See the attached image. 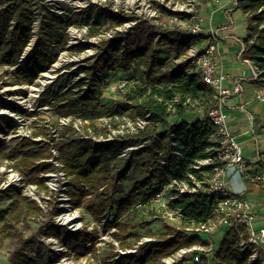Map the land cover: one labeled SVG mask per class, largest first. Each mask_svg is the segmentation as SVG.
<instances>
[{"label": "trees", "instance_id": "obj_1", "mask_svg": "<svg viewBox=\"0 0 264 264\" xmlns=\"http://www.w3.org/2000/svg\"><path fill=\"white\" fill-rule=\"evenodd\" d=\"M241 10L247 15L248 27L247 36L243 43L245 50L242 53L244 60H249L260 73L259 84H264V0H242ZM91 16L85 20L80 14L74 13L71 16L60 15L48 9L43 10L42 26L47 32L46 37H38L33 49L22 59L24 53L34 38L32 26L38 18L30 9L28 0H0V65L18 66V75L29 82L36 81L42 68L51 65L55 55L51 57V46L54 37L64 27L66 23L70 25H86L89 28V36L96 37L101 34L103 27L107 30L122 27L127 20L136 21V24L126 32H116L112 38L100 43V51L94 56L93 62L89 66L79 68V73L84 74L82 82L77 85L81 89L74 93L69 90L62 98L56 96L53 107L58 108L66 116L76 113L80 107L84 108L92 102L100 103L102 86L113 73L122 70L130 72L136 62H141L144 72L151 76L157 69H162L167 65V59L163 58L162 51L157 50V46L173 45V52L176 58H180L187 49L189 43L186 41L187 33L184 31H170L165 33L156 43V27L148 20L137 19V17H126L122 13H112L99 5H92ZM70 40L69 33L62 35L60 41L54 46L68 50ZM55 48V49H56ZM86 50L85 46H79L78 52ZM186 63H182L172 71L174 73H159L155 78L156 82H161L165 78L173 81L170 87L153 86L150 89H140L136 97L126 98L118 101L115 107L124 113H134L135 115L146 117L150 114L154 123H170L175 125L170 132L158 130L154 126H149L145 131H140L136 136L144 140L152 138L150 144L134 149L128 158L120 157L123 150L135 145L133 137L126 135V140L115 139L113 141L94 145L92 138L80 139L77 130L73 125L65 126L58 132V139H52L49 127L36 125V131L32 137H24L15 143L14 148L8 155H5L6 143L0 139V157L9 160H19L14 165L27 178L31 185H35L41 191H48L46 175L57 169L51 159L62 164L64 171L72 180L67 191L71 197L72 206H81L85 199L94 197L89 205L90 214L97 219L103 220L109 210L114 205L118 207L117 218L123 212V203L114 198L117 186L126 178L129 168L134 162L145 155L150 159L144 163L145 178L134 184L132 195L136 197L143 192L151 194L158 190V187L165 185L173 176L186 181V174L189 168L198 160H203L212 155L208 150L212 143L206 141V130L201 131L200 123L189 124L186 122L184 114L187 111L188 97L200 103L202 107L209 110L213 103L212 90L199 82L195 75H187L184 72ZM167 72V71H166ZM62 81L60 76L56 83L49 86L44 92V97L54 96L53 88ZM88 81V86L84 83ZM84 86H87L84 89ZM59 92L64 88L60 87ZM178 97L180 104H172L173 99ZM170 106L175 108L172 111ZM175 116L173 120L170 117ZM8 131L12 130L8 126ZM95 134H102L107 138L108 127L100 129L94 127ZM157 135L156 138L153 136ZM38 140V138H40ZM121 140V141H119ZM124 140V141H123ZM174 142L176 149L182 153V159L178 157L171 159V165L162 164L158 157V151L166 150L168 144ZM52 150L59 152L55 157ZM22 151V152H21ZM177 167L178 173H174L173 166ZM119 168L122 170L118 171ZM214 166L204 167V172L213 173ZM194 174L197 171L192 170ZM103 188V189H102ZM102 189V191H101ZM4 198L12 199L8 219L0 213V223L3 222L0 234L4 239L9 240V245L14 248L10 264H43V255L46 250L44 243L36 237L25 239V232L32 230V219L44 215L43 209L36 201L23 196L14 188L2 192ZM15 196V197H13ZM212 202V195L199 190L195 194H184L179 199L174 200L171 206L182 210V225H189L191 221L199 223L207 216ZM58 207H55L50 216L59 215ZM109 227L115 225L109 223ZM119 223L116 225L118 226ZM166 227V235L163 241H150L140 247V256L128 257L126 255L117 264H160L161 261L173 255L179 249L191 244L201 242L196 237H189L182 229ZM65 229L61 227L58 231L56 226L49 227L46 234L63 239L69 249L87 252L86 243L90 235L86 232H79L76 236H65ZM125 234V232H122ZM116 239H121V234H115ZM121 249H132L133 246L122 243ZM249 251L236 252L234 243L225 241L222 250L217 254V258L222 264H248Z\"/></svg>", "mask_w": 264, "mask_h": 264}, {"label": "rangeland", "instance_id": "obj_2", "mask_svg": "<svg viewBox=\"0 0 264 264\" xmlns=\"http://www.w3.org/2000/svg\"><path fill=\"white\" fill-rule=\"evenodd\" d=\"M28 2L38 21L32 26L34 38L24 55H27L34 48L38 37L45 38L47 35L43 28L44 26H42L44 9L68 16L78 13L87 20L92 15V5H99L112 13H122L126 17L135 16L137 19L148 20L155 27L158 24L159 26L157 27L159 29H166L165 33L177 31L178 29L187 31L180 27H182V23H187V26L190 24L181 18L182 13L175 11L178 6L181 7V4L185 3V0H28ZM233 8L235 9V7ZM236 12L233 24L238 29L236 35L243 38L246 36L245 24H247L248 18L240 9H237ZM201 16L205 20L203 24L205 28L209 25V21L203 11ZM130 20H127L122 27L117 29L107 30L108 26L103 27L101 34L96 37L89 36L90 27L86 25H70L66 23L60 32L55 35L53 45L50 47L51 51H53L51 57L55 55V59L51 65L42 68L39 78L34 82H29L18 75V66L8 67L0 65V139L6 143L5 155L11 152L17 141L24 137H32L37 129L36 125L49 127L51 138L55 140L58 139V132L63 127L73 125L80 139L94 138L99 141L111 139L113 141L117 138L126 140V135H132L130 137L134 138L135 145L143 144L145 140L142 138L138 139L137 134H135L138 130L135 124L136 120L143 118L132 112H120L115 107V104L126 98L136 97L140 89H150L153 86L165 88L174 84L168 78L161 82H156L155 80V78L159 77V73L172 74L174 72L170 68L175 69L178 67L179 58L175 57L171 47L173 45L156 47L159 49L158 51L162 50L165 53H169L172 58L167 59V65L162 69H157L151 76L145 74V68L141 62L134 63L131 71L127 74L113 73L102 86L100 103H89L84 108H78L76 113L70 116H66L58 108L53 107L56 96L65 98L64 95L69 90L77 93L81 89L77 84L82 82L84 74L79 73V68L89 66L93 62L92 58L100 51L101 42L112 38L116 32L128 31L129 28L136 24V21ZM65 33L70 35L69 49L63 51L62 48L54 46ZM208 34L209 30L207 28L205 35ZM197 40V37L194 38L195 43L198 42ZM82 45L86 47V50L78 52V47ZM240 64L242 68L246 69L245 78H247V76H250L251 70L242 61ZM60 76H62V81L53 88L52 94L54 96L44 97L42 95L43 92L56 83ZM87 82L85 81L84 83L88 86ZM87 86H84V89ZM60 87L64 88L63 92H59ZM187 105L189 106L184 114L185 119L193 121L197 117L206 114V109L200 103L192 100L191 97H188ZM237 110L230 111V116H228L230 125L237 124L234 122L236 120L239 122L237 118L233 117L234 119H232L231 116V113L234 115ZM174 117L172 116L170 119L173 120ZM242 118L247 120L245 115ZM65 119H69V123L66 122V125L62 122ZM8 126L12 127L11 131H8ZM94 127L99 132L100 129L108 127L109 134L107 138L102 134L96 135ZM237 134L239 133L237 132ZM246 138V136L241 137L244 155L248 159L254 160L256 157L255 151L258 149H256V142L254 139L248 142V140H245ZM40 139L41 137L38 138V140ZM52 152L55 157L59 156L58 151L52 150ZM4 154L0 157V213L4 215L5 220L8 219L13 200L4 198L2 192H6L10 188H14L23 196L36 201L43 209L44 215L32 219V230L24 234L25 239L36 237L38 241L44 243L46 250L43 255V264H64L65 262L69 264H117L116 260L118 258L123 261L126 256L124 254L131 258L133 256L138 258L142 244L156 240L163 241L167 231L165 225L175 229H182L185 234L183 227H179L180 224L177 221L172 222L161 213L157 214V212L152 211L129 212L137 198L134 194L132 195L134 184L145 178L143 165L150 159L149 155L142 156L134 162L133 166L129 168L126 178L117 186V192L113 193L115 200L123 203L124 213L117 218L109 210L107 212H110L108 214V222L115 223L114 226L109 227L106 218L100 220L90 214L89 205L94 197H88L79 207L69 204L68 197L70 196L67 191L72 177L66 174L62 164L59 163L61 166H57L54 162L57 169L46 175L48 191H41L37 186L29 184L21 171L15 168L14 165L19 158L11 161L4 158ZM50 161L52 162L53 159ZM172 168L175 174L178 173L175 165ZM63 173L66 174V177L63 176ZM18 177L22 178L20 182L16 179ZM249 198L257 204L264 203V193L262 191L258 196L250 195ZM55 207H58L59 215L51 217L50 213ZM261 211L262 216H264V210ZM105 217H107V214ZM69 218L70 221L67 220ZM118 223L119 225L116 226ZM2 225L3 222L0 223V230ZM53 225L56 226L58 231L63 227L66 231L65 236L68 237L76 236L81 231L88 233L90 237L86 243L87 252L69 249L63 239L47 235L46 231ZM262 225L264 226V223ZM122 232H125V234H122ZM117 233L121 234L120 240L115 237ZM226 236V228L215 234L216 248H220L222 240ZM201 238L208 239L209 236L202 234ZM122 243L130 244L133 248L121 249L120 245ZM9 244V240L4 239L0 234V264H10V259L15 249ZM186 260H189V257Z\"/></svg>", "mask_w": 264, "mask_h": 264}, {"label": "built area", "instance_id": "obj_3", "mask_svg": "<svg viewBox=\"0 0 264 264\" xmlns=\"http://www.w3.org/2000/svg\"><path fill=\"white\" fill-rule=\"evenodd\" d=\"M232 2L235 7L234 11L241 9L242 0H232ZM181 5L175 11L182 13L181 18L190 23L189 26L187 23H182V27H180L187 30L184 32L187 33L186 41L189 43V48L181 55L177 65L186 63L184 72L187 75H195L199 82L211 89L213 93V103L206 114L193 121L186 120V122L189 124L199 122L202 126L201 131L206 130L205 140L212 143V147L208 150V152H212V155L191 165L190 171L186 174V181L173 176L165 185L158 187V190L151 194L143 192L135 199L129 212L161 213L170 221H177L180 224L179 227H183L185 235L202 240L179 249L173 255L164 258L160 264H222V261L217 258V254L222 250L225 241L234 243L236 252L241 253L248 250V264H264V226L262 225L264 216L261 211L264 210V203L257 204L249 198L250 184L264 193V163L260 159L249 160L245 157L241 143L228 125V110H230L228 100L244 93V79L234 78L229 81V75L224 70L225 64L220 52L223 41L222 29L211 27L203 41L195 43L194 38L198 34L206 32L203 26L205 20L201 16L196 0H185V3ZM229 21V25H232L231 18ZM157 26L159 25L157 24ZM165 32L166 29L157 27L155 42ZM157 50L159 49L157 48ZM244 50L243 43L240 59L252 70V79L258 81L260 73L249 60L242 58ZM256 99L264 102V89L258 90ZM172 104H180V99L175 97ZM170 108L175 112L173 106ZM241 109L245 111L243 106ZM150 116L147 114L146 117H142L143 119L136 120L135 124L138 130L135 134L145 131L149 126H154L160 131L166 130L169 133L175 125L174 122L154 123ZM62 122L66 125L69 123V119ZM156 137L157 135L153 136V138ZM109 140L111 141V139H104V141L94 139V145L109 142ZM152 140L149 138L143 144L126 148L121 152L120 157L128 158L132 150L150 144ZM258 154L260 157V153ZM158 157L162 164L170 166L172 158L182 159V153L176 149L174 142H170L166 150L158 151ZM52 162L61 166L54 159ZM208 166H214L213 173L203 171V168ZM120 170L122 168L118 169V171ZM192 170L197 171V174L191 172ZM63 176L66 177V174L63 173ZM16 179L18 182L22 180L20 177ZM199 190L212 195L208 214L199 223L191 221L189 225L182 226V210L173 208L171 203L184 194H195ZM68 198L69 204H71V198ZM110 212L117 216L118 207L114 205ZM109 213H107L106 220H108ZM224 228L227 230V236L222 240L220 248H216L215 234ZM202 234H207L209 238L202 239ZM187 257L189 260H186Z\"/></svg>", "mask_w": 264, "mask_h": 264}, {"label": "crops", "instance_id": "obj_4", "mask_svg": "<svg viewBox=\"0 0 264 264\" xmlns=\"http://www.w3.org/2000/svg\"><path fill=\"white\" fill-rule=\"evenodd\" d=\"M198 5V9L202 12H204V15L206 14V19L209 21V25L205 27V30H208L211 27H216L219 29H222V36L223 41L221 42L220 46V52L223 56L224 60V70L229 75V81H232L234 78H242L243 85H244V93L235 97L230 98V102H228V106L230 107V110H228V114L230 116V111L237 110V113H231L232 119L233 117L237 118L239 122L236 120L237 124L230 125V122H228L229 128L233 132L234 135L237 136L239 142L241 145L243 144V141L241 139L242 136H246L247 138L245 140H248V142L253 141V139L256 142V149L260 148V152L258 149L255 151L256 157L254 160L260 159L264 163V102H261L256 99V94L258 90L264 89V84H259L256 82V80H253V73L251 70L250 76H246V69L242 68L240 62L242 61L240 58V50L241 45L243 44L244 38L239 37L236 35L237 32V26L235 27L234 24L229 25L231 18L232 23H234V15H236V11L233 10V2L232 0H196ZM233 10V11H232ZM241 10V9H240ZM242 11V10H241ZM243 12V11H242ZM244 13V12H243ZM228 14L229 18H228ZM245 16H247L244 13ZM205 23V21H204ZM203 23V24H204ZM213 27V28H214ZM248 22L245 24V28L247 30ZM215 28V29H216ZM198 42H202L205 38V33H202L197 36ZM170 45H167L169 47ZM172 47V46H171ZM162 51V50H160ZM163 58L170 59L169 53H165V51H162ZM172 71L173 68H170ZM119 74H127L129 72H124L122 70L118 71ZM237 102H235V101ZM245 108V111L241 109V107ZM248 110V111H247ZM236 114V115H235ZM247 118V120H243L242 116ZM237 132L239 134H237ZM254 145V146H255ZM260 153V157L259 154ZM247 158V157H246ZM248 159V158H247ZM250 160V159H249ZM254 187V188H253ZM250 195L258 196L261 192L259 188L254 186L253 184H250ZM249 195V196H250ZM253 201V200H252Z\"/></svg>", "mask_w": 264, "mask_h": 264}, {"label": "bare ground", "instance_id": "obj_5", "mask_svg": "<svg viewBox=\"0 0 264 264\" xmlns=\"http://www.w3.org/2000/svg\"><path fill=\"white\" fill-rule=\"evenodd\" d=\"M68 221H70V218L69 219H67ZM64 264H69V263H67V262H65Z\"/></svg>", "mask_w": 264, "mask_h": 264}, {"label": "water", "instance_id": "obj_6", "mask_svg": "<svg viewBox=\"0 0 264 264\" xmlns=\"http://www.w3.org/2000/svg\"><path fill=\"white\" fill-rule=\"evenodd\" d=\"M24 56H26V55H24Z\"/></svg>", "mask_w": 264, "mask_h": 264}]
</instances>
